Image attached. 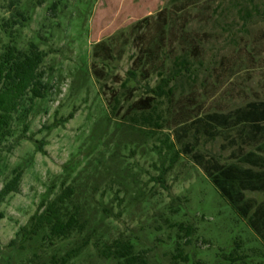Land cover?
<instances>
[{
	"label": "rangeland",
	"instance_id": "rangeland-1",
	"mask_svg": "<svg viewBox=\"0 0 264 264\" xmlns=\"http://www.w3.org/2000/svg\"><path fill=\"white\" fill-rule=\"evenodd\" d=\"M56 1L18 5L26 20L14 27V44L25 50L34 42L45 53L47 88L43 98L22 102L0 142V188L22 173L18 193L0 203V264H50L81 244L84 235L54 245L20 235L65 186L75 189L91 232L67 264H117L99 253L103 240L117 239L131 241L147 264H218L233 241L248 256L237 264H264L263 241L248 218L174 137L192 118L264 101V0H63L51 11ZM8 16L0 0V26ZM0 40H7L1 27ZM183 59L189 72L171 83L170 97H155L143 123L130 105L153 97L148 88ZM129 71L135 77L124 86ZM194 141L192 133L185 140ZM222 145V135L199 136L193 152L235 162ZM244 196L264 201V192Z\"/></svg>",
	"mask_w": 264,
	"mask_h": 264
},
{
	"label": "trees",
	"instance_id": "trees-1",
	"mask_svg": "<svg viewBox=\"0 0 264 264\" xmlns=\"http://www.w3.org/2000/svg\"><path fill=\"white\" fill-rule=\"evenodd\" d=\"M61 1L63 0L53 2L50 10L54 11ZM19 3L20 0H6L9 16L0 26L7 39L5 42L0 40V142L5 138L14 114L19 111L22 102L28 96L29 99L43 98L47 88L43 81L44 72L41 70L45 53L34 42H30L25 50L14 44V27L21 26L26 20L18 9ZM101 46L103 44H96L94 49ZM186 65L187 60H181L180 68L171 71L167 76H161L156 86L148 88V93L153 94V97L140 99L130 105L132 112L140 113L143 123L149 122L147 115L154 109L155 97L172 95L171 83L182 71L189 72ZM128 75L129 79L124 82V86L135 77V73L131 71ZM115 102L118 103L117 100ZM71 118L72 114H69L67 119ZM131 120L136 122L133 117ZM155 126L160 127L156 123ZM190 133L195 140L192 144L185 142ZM218 135L223 136L227 146L222 145V148L231 149L229 156L235 162L221 164L193 152L199 136L212 140ZM174 137L180 142L181 151L190 155L230 207L241 217L248 218L250 228L264 244V201L254 205L252 200L245 199L244 196L245 191L264 192V101H250L226 113L212 112L192 118L175 128ZM244 146L252 147L253 150H245ZM21 175V171H15L1 186L0 203L8 195L18 193ZM3 218V213L0 212V220ZM178 226L181 230L182 226L180 224ZM88 227L85 211L78 205L75 189L72 186H65L53 199L38 206L37 211L29 218L27 226L20 229V235L22 241L39 237L41 241H48L51 245L74 235H84L85 238L80 245H75L59 258L52 257L50 262L67 264L90 244L91 232ZM192 231V228H186V237H189ZM14 243L15 240H11L8 245L12 246ZM239 251V243L233 241L228 248L220 250L217 254L221 258L218 264H237L248 258ZM99 253L105 259L116 260L117 264H147L144 258L134 253V245L129 240L117 239L111 243L103 240ZM176 258H181V254L178 253ZM186 259L185 256L182 257V261ZM35 263L37 264L32 261V264Z\"/></svg>",
	"mask_w": 264,
	"mask_h": 264
}]
</instances>
